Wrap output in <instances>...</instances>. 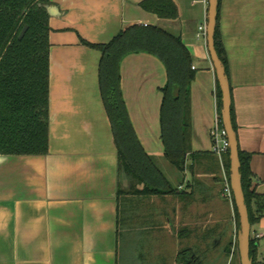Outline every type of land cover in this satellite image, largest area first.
I'll list each match as a JSON object with an SVG mask.
<instances>
[{"label": "crops", "instance_id": "obj_1", "mask_svg": "<svg viewBox=\"0 0 264 264\" xmlns=\"http://www.w3.org/2000/svg\"><path fill=\"white\" fill-rule=\"evenodd\" d=\"M50 1L49 151L0 156V264H241L235 204L223 195L226 155L213 151L218 80L199 30L207 31L209 0H173V20L144 10L143 0ZM218 23L239 147L251 154L252 189L264 195V0H221ZM135 24L179 36L196 67L191 154L180 172L161 140L164 64L136 53L120 65L135 134L162 172V187L172 190L163 195L137 193L144 183L119 173L99 90L101 54L81 43H106ZM263 229L264 215L251 232ZM257 259L264 264V238Z\"/></svg>", "mask_w": 264, "mask_h": 264}, {"label": "trees", "instance_id": "obj_2", "mask_svg": "<svg viewBox=\"0 0 264 264\" xmlns=\"http://www.w3.org/2000/svg\"><path fill=\"white\" fill-rule=\"evenodd\" d=\"M218 5L215 47L229 78L226 52L219 30ZM140 6L160 19H176L173 0H143ZM55 4L50 0H0V156L46 155L49 151L50 126V26ZM27 26L24 36H19ZM81 43L100 52L98 64L99 90L110 120L118 156V170L133 185L144 183L137 193L168 194L162 186L163 175L154 157L143 149L131 124L122 96L120 65L136 53L156 56L164 64L167 81L161 88V140L165 159L183 172L191 154L190 85L195 77L193 58L179 36L157 25H132L119 31L106 43ZM217 113L222 121V92L217 84ZM231 119L237 123L233 102ZM230 179V153H225ZM251 154L239 147L240 174L251 226L264 215V195L252 189ZM124 190L118 189L121 194ZM234 201V198H233ZM235 204V202H234ZM236 208V205H235ZM239 223V215L236 208ZM239 254V253H238ZM186 252L179 259L188 258ZM250 257L257 259V245L250 239ZM184 264H191L187 260Z\"/></svg>", "mask_w": 264, "mask_h": 264}, {"label": "water", "instance_id": "obj_3", "mask_svg": "<svg viewBox=\"0 0 264 264\" xmlns=\"http://www.w3.org/2000/svg\"><path fill=\"white\" fill-rule=\"evenodd\" d=\"M219 0H209L208 24H207V44L211 60L216 71L219 87L222 92V121L229 141L230 153V184L233 191L234 202L239 215L240 230L238 233V249L241 264H253L250 257V236L251 224L249 212L245 202L242 188V178L240 174L239 143L231 119L232 96L229 78L226 75L224 64L218 56L215 47V30L217 25ZM27 30V26L22 30L21 39Z\"/></svg>", "mask_w": 264, "mask_h": 264}, {"label": "built area", "instance_id": "obj_4", "mask_svg": "<svg viewBox=\"0 0 264 264\" xmlns=\"http://www.w3.org/2000/svg\"><path fill=\"white\" fill-rule=\"evenodd\" d=\"M199 30L202 31L204 35H206L207 33L206 26H200ZM195 68H196L195 66L192 67V69ZM211 134H212V138L214 139L213 151L215 153L222 155L227 151H229V141L227 138V133L224 127L223 128L219 127L218 117L216 119L215 127L213 128ZM223 195L230 200H233L234 198L229 178L225 179V183L223 187ZM263 238H264V229L261 231L251 232L250 239H253L257 246L259 245L260 240H262Z\"/></svg>", "mask_w": 264, "mask_h": 264}, {"label": "rangeland", "instance_id": "obj_5", "mask_svg": "<svg viewBox=\"0 0 264 264\" xmlns=\"http://www.w3.org/2000/svg\"><path fill=\"white\" fill-rule=\"evenodd\" d=\"M236 261L238 262L239 261V254L236 253Z\"/></svg>", "mask_w": 264, "mask_h": 264}]
</instances>
